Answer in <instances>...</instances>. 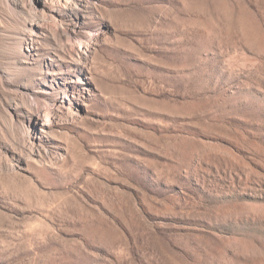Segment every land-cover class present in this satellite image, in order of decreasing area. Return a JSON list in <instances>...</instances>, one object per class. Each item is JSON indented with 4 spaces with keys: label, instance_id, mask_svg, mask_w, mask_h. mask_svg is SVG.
<instances>
[{
    "label": "rangeland",
    "instance_id": "rangeland-1",
    "mask_svg": "<svg viewBox=\"0 0 264 264\" xmlns=\"http://www.w3.org/2000/svg\"><path fill=\"white\" fill-rule=\"evenodd\" d=\"M0 264H264V0H0Z\"/></svg>",
    "mask_w": 264,
    "mask_h": 264
},
{
    "label": "bare ground",
    "instance_id": "bare-ground-1",
    "mask_svg": "<svg viewBox=\"0 0 264 264\" xmlns=\"http://www.w3.org/2000/svg\"><path fill=\"white\" fill-rule=\"evenodd\" d=\"M31 110L33 111V113H37V112H39L40 111V105L39 104H37V106H35V107H32L31 108ZM46 126L47 127H50L51 125H52V119H50V118H47V120H46ZM20 146H22L23 148H25L26 146L25 145H20Z\"/></svg>",
    "mask_w": 264,
    "mask_h": 264
}]
</instances>
